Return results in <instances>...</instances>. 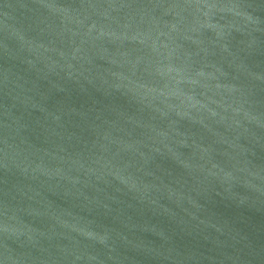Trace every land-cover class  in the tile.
<instances>
[{"label": "water", "instance_id": "obj_1", "mask_svg": "<svg viewBox=\"0 0 264 264\" xmlns=\"http://www.w3.org/2000/svg\"><path fill=\"white\" fill-rule=\"evenodd\" d=\"M0 264H264V0H0Z\"/></svg>", "mask_w": 264, "mask_h": 264}]
</instances>
